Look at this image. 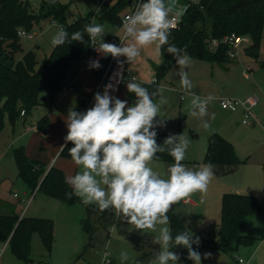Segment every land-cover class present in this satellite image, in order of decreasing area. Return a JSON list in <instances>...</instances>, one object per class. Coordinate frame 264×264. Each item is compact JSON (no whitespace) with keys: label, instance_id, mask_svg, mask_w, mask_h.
I'll list each match as a JSON object with an SVG mask.
<instances>
[{"label":"rangeland","instance_id":"obj_1","mask_svg":"<svg viewBox=\"0 0 264 264\" xmlns=\"http://www.w3.org/2000/svg\"><path fill=\"white\" fill-rule=\"evenodd\" d=\"M115 1L59 0L67 4L65 11L67 22L92 12L94 22L99 24L101 22L97 16L107 5ZM30 3L31 9L36 11L39 1L31 0ZM168 3H172L174 8H184L185 4H182L181 0H166V4ZM123 10L124 8L119 12L120 16ZM171 15L175 13H170L169 17ZM104 25L108 28L103 36L104 41L109 33L115 32L121 35L122 26H112L107 22ZM59 28L60 23L56 20L52 21L51 17L43 19L33 28L36 35L20 38V55L27 50H33L37 64H41L45 56L50 53L53 46L51 38ZM130 41L132 38L127 37L124 44ZM98 43L100 44V41ZM251 44V39L247 37L246 41L238 45L237 53L231 61L222 64L198 58H191L190 63L185 67L174 62L162 78L156 77L154 71V67L162 60V55L158 57L155 53V42L143 46L141 55L133 62L126 63L137 81L142 82L141 87L148 89L150 99L159 102L160 91L167 97L168 103L161 108V115L166 120V126L158 127V129L168 134L182 133L189 140L184 159L192 161L191 163L183 162L186 167L195 170L207 164L203 161V156L207 132L211 126H215L219 134L225 135V137L222 136L231 142L239 159L244 161L234 171L219 175L221 178L213 175L205 191L189 194L185 197L187 200L183 206L178 205L179 207L176 208L183 221L189 225L196 236L202 234L204 237L215 239L220 223V204L226 187L225 183L230 189L240 188L241 193L254 196L258 202L259 213L246 218L239 230L241 234L255 237V242L250 246L238 245L232 254L203 246L198 251L201 254V264H242L238 262V258L247 260L249 256L252 264H264V73L260 66L261 61L264 60V29L257 48V59L247 54V49ZM100 53L102 52L96 53L95 58ZM118 58L126 59L124 56ZM88 63L87 60H83L72 66L67 78L70 82L74 80L75 83H72L70 89L65 87L66 91L59 99L56 97L50 102L43 93L40 95L41 103L32 107L24 116H19L13 123L7 116L4 118L3 127L0 130V213L11 212L18 215L51 218L54 229L49 253L46 252L38 232L31 234L29 256L26 261L17 258L8 243L6 245L0 240V264H72V262L73 264L81 262L87 264V260L83 258H88L89 264H99L105 247L116 258L117 264H121V250L129 252V261L124 260L123 264H149L150 257L145 258L142 263L139 261L134 263V254L137 252L139 255L143 248L151 254L160 250L161 246L157 237L160 228L165 225L157 224L155 229H137L135 225L126 222L112 229L104 244L95 249L89 248L83 258H78L86 241L80 220L86 214V206L95 203L84 204L80 197L72 204L62 202L54 197L46 196L36 188L32 190L18 176L13 149L20 146L28 158L40 161L45 164L46 168L52 166L54 162L61 161L62 164L67 163L64 167L66 168L65 175H74L82 170V166L77 165L71 157L59 156L64 142L60 146L59 144L67 134L66 119L69 108L74 106L75 110L84 111L89 107L88 96L84 95L83 101L80 100L81 91L84 90L87 94V90L92 87ZM246 65L252 67V71H247L248 78H245L242 72ZM181 71L187 72L193 84L191 89L181 86L179 76ZM79 85H81L80 89ZM181 91L183 100H180ZM190 91L200 96L212 94L213 97L256 95L258 102L253 108V114L256 113V122L242 124L241 117L237 113L226 117L224 116L225 111L211 104H209L207 114L200 116L198 108L191 105L193 95L186 93ZM153 93L156 95L153 96ZM47 113H49L48 126L45 134L42 135L35 125L38 119ZM206 120L210 125L207 129L202 126V121ZM149 165L155 171L167 176L168 163L152 160ZM220 179H223L225 183ZM183 199L177 203H181ZM205 253L210 255L205 256ZM180 264H193V261L191 263L180 262Z\"/></svg>","mask_w":264,"mask_h":264},{"label":"trees","instance_id":"obj_2","mask_svg":"<svg viewBox=\"0 0 264 264\" xmlns=\"http://www.w3.org/2000/svg\"><path fill=\"white\" fill-rule=\"evenodd\" d=\"M130 0H116L107 5L97 19L113 26L120 25L119 12ZM30 0H0V130L5 116L13 123L19 116H24L29 110L40 104V95L45 93L50 102L67 86V75L76 62L86 60L91 53V44L86 32H82L83 41L65 42L53 45L50 53L41 64H37L35 52L27 50L20 55V38L18 31H33L46 17L58 21L60 26L71 34L82 31L85 24L91 23L92 12L80 16L71 22L66 21V3L41 0L36 11L31 8ZM264 29V0H193L189 1L177 28L170 29L169 44L185 49L191 58L205 61H215L219 64L230 62L228 47L220 43L211 49L209 40L222 39L223 36L235 33L245 35L252 41L247 54L258 58V45ZM168 44L161 45V62L155 66V76L164 77L175 62L176 54L166 51ZM100 60L101 67L92 69V76L98 80L104 69L105 61ZM260 66L264 73V60ZM156 79V78H155ZM157 80V79H156ZM129 102H135V94L128 92ZM23 111V114H21ZM48 115L43 114L36 122V129L42 135L48 126ZM169 134L157 128L156 143L163 144ZM203 161L211 163L217 175L232 172L244 161L236 155L231 142L218 132L207 137ZM73 146L71 141L63 144L59 155L71 157L68 149ZM18 176L34 190L42 191L46 196L54 197L62 202L72 204L78 196L67 198L66 192L72 188L65 181L63 171L52 165L48 168L38 160L30 159L24 153L22 146L13 149ZM153 160L173 163L174 158L167 151L157 153ZM260 207L256 198L250 194L239 192H224L221 196L220 223L216 230V238L200 236L199 246L193 245L197 251L207 246L232 254L238 245L250 246L255 237L239 232L243 221L259 213ZM168 226L173 236L187 230L188 225L175 212L169 211ZM101 221H97V220ZM126 217L115 208L101 211L95 204L86 206V214L80 220L86 235L78 258H83L89 248H97L104 244L110 229L126 223ZM189 228V227H188ZM53 220L8 213H0V240L8 243L13 254L23 260H28L30 238L33 232H38L47 253L53 242ZM177 252L180 262L191 263L187 249L177 246L172 249ZM155 252L147 253L144 248L137 262L153 257Z\"/></svg>","mask_w":264,"mask_h":264},{"label":"clouds","instance_id":"obj_3","mask_svg":"<svg viewBox=\"0 0 264 264\" xmlns=\"http://www.w3.org/2000/svg\"><path fill=\"white\" fill-rule=\"evenodd\" d=\"M185 11L182 7L174 8L172 3L166 4V0H144L122 24L124 37L132 38L126 45L123 39L121 46L105 42V27L99 23L85 24L82 31L72 33L70 38L67 30L60 27L51 38L54 46L82 42V32H86L90 40L100 41L96 49L98 52L111 54L114 58H126L116 60L119 70L109 77V81L115 79V84L105 83L102 94L95 92L90 108L77 111L73 106L68 110L64 139L73 143L68 152L72 160L82 166V170L65 177L72 188L65 196L69 199L78 196L84 204L95 203L101 211L115 208L137 229H155L157 224L165 225L160 228L157 237L160 250L154 253L149 264H180L178 253L172 250L177 246L187 249L188 259L193 264H201V254L193 248V245L199 246L200 237L188 227L173 236L166 225L169 223L168 212L176 202L193 192L207 189L214 175L213 165L208 163L193 170L181 163L189 144L182 133L169 134L163 144L156 143L157 128L166 126L161 108L168 103V99L162 91L159 102L150 99L148 89L141 87L142 82L134 76L126 82V88L135 94V102L110 96L109 90H118V86L125 82L122 74L124 65L133 62L141 55L142 47L153 42L158 57L161 56V45L168 44L167 52L183 53L175 56L176 64L185 67L190 63L191 57L185 49L169 44L172 27L169 14L174 12L179 18ZM88 67L100 68V60H91ZM179 76L183 88L193 87L187 72L181 71ZM213 99L212 94L204 99L193 95L191 105L198 108L200 116H204L208 103ZM202 126L206 129L210 127L207 120L202 121ZM165 151L175 161L168 166L166 177L149 165L157 153ZM124 260L129 261L127 250L120 252L121 264Z\"/></svg>","mask_w":264,"mask_h":264},{"label":"built area","instance_id":"obj_4","mask_svg":"<svg viewBox=\"0 0 264 264\" xmlns=\"http://www.w3.org/2000/svg\"><path fill=\"white\" fill-rule=\"evenodd\" d=\"M38 1H41V0H38ZM49 1L52 2V1H58V0H49ZM189 1H193V0H188L184 4V9H187ZM143 2H144V0H130L127 3V5L124 7L122 15L120 16V26H122L126 17L131 15L139 7V5L142 4ZM181 17L178 18L175 15H171L169 17L170 24L172 25L171 29L178 27L179 22L181 20ZM91 23H95L93 20V15H92ZM18 33L21 36H29V37L36 35V33L34 31L25 32L23 30H19ZM126 38L127 37H124V31L122 30L121 35H119V36L112 35L109 38V41L112 43H115L117 46H121V39H123V43H124ZM89 40H90V38H89ZM246 40H247V36H245V35H237L235 33H230V34L223 36L222 39L212 38L209 40V43H210V47L212 49L216 48V46L219 45L220 43L225 44L228 47L229 56L231 58H233L235 56V54L237 53L236 49H237L238 45L241 44L243 41H246ZM90 44H91V53L88 56V58L86 59L89 61L95 59V54L98 53V51L96 49L99 47L97 40H90ZM100 59L105 61V63H106L105 69H104L101 77L97 80L96 87L94 88V90L89 95L88 106L94 101V93L95 92L99 91L102 94L103 85L105 83L111 82V83L115 84V79H113L112 81H109V77L115 71L119 70L118 65L116 63V60L117 59L121 60L120 58H114V57H112L111 54H107V55L104 54ZM249 70H250V66L246 65L242 71L243 76L245 78L249 77V74L247 72ZM122 74H123V77L125 79V82L121 83L118 86L117 91L109 90L110 96H116L117 97V94H118L120 88L123 85H125L126 82L130 81L131 77L134 76V74L127 68L126 65H124V67H123ZM205 97L206 96H203V97H201V99H204ZM180 98L181 99L183 98L182 93H181ZM257 102H258V98L256 95H247L244 97H230V96L214 97V99L208 103L207 108H208L209 104H216L220 109H223V110H226L229 112L241 111V123L251 124V123L256 122V118L253 114V108L257 105ZM21 114H23V111H21ZM14 195L16 196L15 193H14ZM250 259H251V257H249L247 260H244L242 258H238V262L242 263V264H252L250 262ZM99 264H112V255L107 249H104V251L102 252Z\"/></svg>","mask_w":264,"mask_h":264},{"label":"crops","instance_id":"obj_5","mask_svg":"<svg viewBox=\"0 0 264 264\" xmlns=\"http://www.w3.org/2000/svg\"><path fill=\"white\" fill-rule=\"evenodd\" d=\"M186 1L187 0H181V2H182V4H184V3H186ZM104 23L105 22H102V23H100V24H103L104 25ZM111 25V24H110ZM113 26V25H112ZM104 27H105V30L106 29H108L105 25H104ZM117 27H120V25L119 26H117ZM112 35H116V36H119V35H117L115 32H112V33H109L107 36H106V41L105 42H110L109 41V38L112 36ZM127 39V38H126ZM125 39V40H126ZM98 40V39H97ZM99 41V40H98ZM98 41H97V43H98ZM112 43V42H111ZM98 46H99V43H98ZM104 55V53H100L99 55H98V57H96L95 59H100L102 56ZM88 62H90L89 60H87ZM76 63H78V62H76ZM75 64V63H74ZM73 64V65H74ZM72 65V66H73ZM126 65V64H125ZM127 66V65H126ZM72 68V67H71ZM130 71H131V69L129 68V67H127ZM249 71H252V67H250V70ZM89 72L91 73L92 72V68H90L89 69ZM132 72V71H131ZM133 73V72H132ZM250 73V72H249ZM134 74V73H133ZM135 76V75H134ZM67 77H68V75H67ZM90 77H91V80H92V87L89 89V90H87V94H85V92H84V90L83 91H81V95H80V100H82L83 101V96L84 95H86V96H88V98H89V95H90V93L94 90V88L96 87V83H97V80L92 76V73L90 74ZM154 80H156L155 78H153ZM153 81V80H152ZM72 83H75L74 82V80L73 81H69L68 80V78H67V86H66V88H68V89H70L71 87H72ZM81 88V85H79V89ZM67 89V90H68ZM66 90H65V88H64V90H63V92L62 93H60V94H58V96H57V98L59 99V97L61 96V94H63L64 92H65ZM181 93H182V91L180 92V96H181ZM186 93H188V94H190V95H196V96H199V97H203V96H200V95H198L197 93H195V92H186ZM117 97L118 98H121V99H127L128 101H129V99H128V91H127V88H126V84L125 85H123L121 88H120V90H119V92H118V94H117ZM243 97V96H242ZM184 98H180V100H183ZM94 103V101L89 105V107L88 108H90L91 106H92V104ZM130 103V102H129ZM213 107H218L216 104H211ZM208 108H209V106H208ZM207 108V109H208ZM219 108V107H218ZM220 109V108H219ZM220 110H223V109H220ZM223 111H225V113H224V116H226V117H229V116H231V115H233L234 113H237V115L239 116V117H241V111H236V112H229V111H226V110H223ZM256 114V113H255ZM255 114H254V116H255ZM47 115H48V117H49V113H47ZM256 117V116H255ZM243 124V123H242ZM215 129H217V128H215V126H211L210 127V130H209V132H207V137L211 134V133H213V132H216L217 130H215ZM208 131V130H207ZM220 135H223L224 137H225V135L224 134H221L220 133ZM207 137H206V140H207ZM65 143L66 141H65V139L63 138L61 141H60V144H59V146L62 144V143ZM63 143V144H64ZM206 144H207V141H206ZM205 149H206V147H205ZM61 150V149H60ZM60 152V151H59ZM204 153H205V151H204ZM237 155V154H236ZM60 156V155H59ZM239 158V157H238ZM191 161L192 160H189V159H184L181 163H183V162H187V163H191ZM167 163V162H166ZM174 163V162H173ZM55 164V165H54ZM54 166H56V167H58V168H60L62 171H63V173H64V175L66 174L65 173V169H64V167H65V165L67 164L66 162L65 163H61V161L59 162V163H56V162H54ZM170 164H172V163H168V166L170 165ZM241 165V164H240ZM240 165H238L237 167H239ZM48 167H50V166H47V168ZM236 167V168H237ZM264 168V167H263ZM213 173H214V175L216 176V177H218V178H221V177H219V175L217 176V174L213 171ZM65 176H68V175H65ZM222 182H224L225 183V181L223 180V179H220ZM225 189H224V192H227L228 190H232V191H237V192H239V193H241V190H240V188H232V189H230L229 188V186L228 185H226V183H225ZM223 192V193H224ZM222 193V194H223ZM16 197H18V195H16ZM22 199V198H21ZM187 200V198H184L183 200H182V202L181 203H175L173 206H172V208H170V210L169 211H172V212H175L176 214H178L180 217H181V215L176 211V208L177 207H179L178 205H180L181 207L183 206V204L185 203V201ZM189 200V199H188ZM190 201V200H189ZM193 204H195L194 202H192ZM21 215V214H20ZM22 215H24V214H22ZM254 216V215H253ZM188 227H189V225H188ZM115 227H113V228H111L110 229V232H111V230L112 229H114ZM189 229H190V227H189ZM110 232H109V234H110ZM198 236L200 237V236H202V234H198ZM5 244L7 245V241L5 242ZM140 244H141V242H140ZM155 245H158L157 243H154ZM153 246V245H152ZM159 246V245H158ZM158 246H157V248H158ZM104 249H108V248H104ZM141 249H142V246H141ZM110 252V251H109ZM143 252V249H142V251H141V253ZM155 253L157 252V250L156 251H154ZM111 253V252H110ZM141 253H139V255L137 254V252H136V254H134V263H136L137 262V260H138V258L140 257V255H141ZM112 255V254H111ZM250 257V256H249ZM154 257H150V260L151 259H153ZM83 259H86L87 260V264H89V260H88V258H83ZM250 262H251V259H250ZM40 264V263H39ZM72 264H73V262H72ZM80 264H83L82 262L80 263ZM85 264V263H84ZM112 264H117V260H116V258L112 255Z\"/></svg>","mask_w":264,"mask_h":264}]
</instances>
